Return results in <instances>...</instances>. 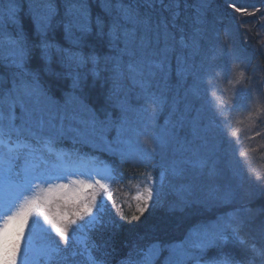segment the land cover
<instances>
[{
	"label": "snow or ice",
	"instance_id": "1",
	"mask_svg": "<svg viewBox=\"0 0 264 264\" xmlns=\"http://www.w3.org/2000/svg\"><path fill=\"white\" fill-rule=\"evenodd\" d=\"M62 3L63 18L56 20L59 9L55 0H28L29 15L35 27V35L39 38L38 44L29 43L22 27L17 28L15 35L6 30L7 24H18L21 6L16 0H9L6 10L0 8V65L13 69L11 87L0 88V264H79L74 259L77 255L83 257L82 264H104L94 255L97 245L90 234L101 227L112 225L110 219H105L112 209H118L122 220L139 221L150 207L161 202L167 188L182 197H186L191 191L190 185L174 187L171 183L173 179L185 177L190 169L201 175L206 174L210 179L217 175L215 166L210 167L208 159L193 153L192 157L173 160L158 177H154L151 171H145L130 178L129 191L118 204L120 191L114 192L113 188L124 177L116 169L104 165L68 172L62 164L65 154L56 149L53 137H40L34 144L24 135L26 127H55L58 128V134L75 132L82 140H98L110 154L144 164L155 154L153 145L175 143L181 151H185L177 133V128L184 126L182 118H177L165 135L144 131V147L136 148L126 138L129 129L125 120L100 121L75 97L68 100L63 109L53 105L38 76L28 69L27 64L33 48H39L40 58L46 64L51 63L55 55L70 72L88 63L98 65L100 57L85 55L80 50L84 38L92 33L95 24L96 34L107 36L112 52L106 61L111 71V101L124 114L131 110L133 98L142 101L143 110L149 114L145 129H151L154 127L152 120L155 114L162 105H166L165 92L170 88L173 60L178 81L186 82L185 74L190 73V69L187 57L182 52L195 46L202 22L206 19L205 9L211 6L209 0H196L192 5H188L185 0V9L191 7L193 10L191 39L177 24L181 16V0H169L167 4L164 0H143L146 9H154L159 5L169 11V18L161 16L159 20L151 11L142 13L135 0L131 3H125V0H100L102 10L110 17L107 32L103 19L97 16L93 20L88 0H62ZM228 6L234 13L240 14L239 18L243 23H247L243 17H255L261 11V8L251 5L253 11L249 12V6H238L235 0ZM261 26L264 27V24ZM55 27L63 28L69 48L48 38ZM176 31L181 32L179 37ZM229 41L231 33H228V41L224 43L225 50L229 49ZM178 48L182 51L178 52ZM259 51L264 55V48ZM231 54L237 67H241L237 80V84H240L245 79V69L250 60L245 51L235 47L234 42ZM231 70L230 64L229 72ZM260 71L264 69L248 76L247 83L240 88H234L232 100L226 106L218 100L211 84H208L207 93L219 127L236 156L238 167L234 174L238 175L239 169L243 168L250 178L258 182L264 181V176L256 175L248 167L247 151L240 150L243 146L240 130H232L231 117H226L224 112L246 111L249 117L255 116L258 122L264 123V106L255 113L252 112L253 103L264 94V80L260 78ZM94 75L98 73L94 72ZM0 81L7 82L2 76ZM257 83L260 85L259 90ZM74 84L79 86L78 75ZM199 92L197 87L193 94L198 95ZM17 109L20 110L19 117L16 116ZM17 119L20 120V125H17ZM66 121L69 122L67 128ZM73 122L81 127L73 128ZM113 129L117 135L114 141H109L106 134ZM193 131L198 134L199 128L196 127ZM262 134L264 133H256ZM137 135L141 133L137 132ZM52 157L56 158L57 164L49 163ZM70 175L85 179L53 185V181L67 180ZM132 179L137 182L131 184ZM43 184H48L49 187L42 189L44 194H38L37 189ZM70 186H76L74 198H57L64 199L65 209L70 204L75 205L74 210L61 212L58 208L50 215L52 200L47 194L67 191ZM121 187L124 185L121 184ZM213 198L223 202L231 200L233 196L227 190ZM126 208L130 211L128 216L124 215ZM247 212L250 209L226 214L214 224L198 227L184 240L166 246L169 256L165 259V264H264V248L251 242L243 233ZM229 243L239 245L248 255L241 260L221 251L215 257L204 259L209 248L223 249ZM161 250L162 246L154 243L142 251L141 259L135 262L130 259L127 264H155Z\"/></svg>",
	"mask_w": 264,
	"mask_h": 264
},
{
	"label": "trees",
	"instance_id": "2",
	"mask_svg": "<svg viewBox=\"0 0 264 264\" xmlns=\"http://www.w3.org/2000/svg\"><path fill=\"white\" fill-rule=\"evenodd\" d=\"M21 6L18 12V24H7L6 30L13 35L16 34L17 28L22 27L24 34L30 44H38L39 38L35 35V27L29 15L28 0H16ZM133 0H125V3H131ZM196 0H187L188 5H192ZM232 0H209L210 7L205 9L206 19L202 22L200 35L196 37L195 46L189 48L186 52H182L187 57L190 73H186V82L183 80L178 81L175 73V60L172 61L173 72L170 79V88L165 92L166 108L172 109L175 101L179 95L181 98L187 96L196 87L197 83H201L209 78L212 74L223 76L226 80L230 79L229 71L224 70V64L229 70V65L233 62V55L231 54L232 44L235 47L241 45L250 60L247 67L249 73L241 82V85L247 83L248 76L252 75L251 71H258L264 69V55H261L259 49L264 48V0H235L237 5L249 6V12L253 11L251 5L261 8L255 17H243L241 21L240 14L234 13L228 6ZM59 9V15L56 20L63 18L64 7L62 0H55ZM90 5L93 20L97 16L103 19L105 23V32H107V25L110 22V17L102 10L100 0H88ZM135 3L140 7V11H151L152 15L159 20L161 16L165 18L170 17L169 11H165L163 6H157L154 9H146L143 6V0H135ZM164 3H169V0H164ZM185 0H181V16L177 24L183 29V32L190 39L193 36L192 24V8L184 7ZM9 0H0V8L6 10ZM260 17L261 19H257ZM175 31V30H174ZM228 33H231V41H229V49L225 50L224 43L228 41ZM177 37L181 35L180 31H176ZM48 38L54 40L64 48H69V43L64 38V31L62 27H55L49 33ZM85 55L94 54L100 57L98 65L88 63L79 69L69 71L61 63L58 56L53 55L51 63L46 64L40 58L39 48H33L32 56L29 60L27 67L30 71L34 72L40 84L43 86L49 97L54 99H62L65 96L74 94L78 96L90 109L99 117H108L109 115H118L120 107L114 104L110 99V91L112 88L110 66L106 61L112 55L108 46L107 36H98L96 34L95 24H93L92 33L86 36L83 40L80 49ZM178 48V52H181ZM220 55L217 60H213L208 55ZM221 58V59H220ZM208 69V70H207ZM13 69L5 68L0 65V76L5 77L7 82L0 81V88L11 87V72ZM94 72L98 75H94ZM260 78L264 80V71H260ZM79 76V86L74 84V79ZM200 77V79H198ZM232 85L233 79L230 80ZM230 82L226 81L225 86H229ZM260 86V85H259ZM195 91V90H193ZM178 94V96H175ZM200 98L195 100L199 101ZM169 104L171 105L169 107ZM162 121V120H161ZM16 122H20L17 119ZM35 144L40 137H53L55 138V147L57 150L65 154V158L69 161H83L91 163V166L103 167L104 165L110 166L122 174L124 181L122 184H128L130 178L139 176L140 173L151 171L157 177L162 171L161 162L158 163L156 155L155 159H151L147 164L139 163L138 161L125 160L120 155H113L101 149L91 147L89 144L81 140H73L70 135L64 137H54L44 131H36L32 136H26ZM70 137V138H69ZM64 151V152H63ZM52 157L50 161L53 160ZM51 164V162H50ZM138 165V166H137ZM132 179L131 182H134ZM121 183V182H120ZM253 212L245 217V227L243 233L249 238L251 242H255L257 246L264 248V184L259 188V191L251 199L249 203ZM134 210V209H133ZM195 213V214H194ZM188 215L186 210L171 209L167 210L159 206L147 210L139 221H129L128 219L117 218L115 225L106 229L105 234H102L100 240L97 242V249L94 251L100 260L104 254V261L108 263L117 264L129 256L133 245L140 240L148 241L153 237L160 238L159 243L162 244L164 252H168L165 247L174 242L182 241L193 228L197 220L215 217L214 214L208 213L205 216L197 218V212ZM204 214V212H203ZM125 216L130 215V211L126 208ZM207 216V217H206ZM196 217V218H195ZM194 219V220H193ZM104 244V245H102ZM229 253L237 259L243 260L248 253L239 245L229 243L223 249L209 248L205 253L206 258L215 257L219 252ZM168 254V253H167ZM159 262V261H158ZM162 264V262L158 263Z\"/></svg>",
	"mask_w": 264,
	"mask_h": 264
},
{
	"label": "rangeland",
	"instance_id": "3",
	"mask_svg": "<svg viewBox=\"0 0 264 264\" xmlns=\"http://www.w3.org/2000/svg\"><path fill=\"white\" fill-rule=\"evenodd\" d=\"M262 37L264 40V34L262 35ZM236 48L241 51H245L241 45L237 46ZM208 56H210L213 60H217L220 55L216 52V54ZM233 60V62H236L234 57ZM224 70L229 71L226 68L225 64ZM240 70L241 67H237V64L233 63L231 72H228L230 76L229 80H226L223 76L215 75L216 77H214L212 74H210L209 78H207L201 83H197L196 87L193 89L196 90V88L199 87L200 92L198 95H194L193 93L195 91L193 90L190 94L182 98L180 97L182 95H179L171 111L170 109L166 108V105H162V107L155 114V117L152 120V124L154 125V127L151 129H145V121L149 119V114L143 110V102L136 100L135 98H133L131 101V110L128 111L126 114L122 113V111H119L118 115H109L105 118L96 115L90 109V107H88L78 96L74 94H70V96L67 95L62 99H54L52 97L49 98L51 99L53 105H57L61 109H63L66 102L71 98L75 97L89 110L91 114H94L95 117H97L100 121H120L121 119L125 120L127 128L129 129L126 138L136 148L144 147V131H148L149 134L165 135L168 131L171 130L172 125L176 123L177 118H182L184 120V126L182 128H177V133L180 137V145L185 149V151H181L180 147H177L175 143L166 146L153 145V147L155 148V154L152 156L151 159H155L156 155H159L157 156L159 157L158 163L161 162L162 170H164L169 164H171L173 160L181 159L183 157H192L193 153H196L200 157L208 159L210 161V167L215 166L216 168L217 175L214 179H210L206 174L201 175L200 173L191 169L188 171L185 177L173 179L171 183L174 187L179 188L181 185H190L191 191L187 194L186 197H182L176 191L167 188L164 194L162 195L161 202L155 206H159L167 210H171L174 208L178 210H187L188 215L197 212L198 214H200L197 216V218L201 217L202 215L205 216L208 213H212L215 215V217L212 219H209V217L204 218L202 216L203 219L197 220L195 226L189 229V232L186 235L188 236L190 233H193L196 228L204 225L214 224L218 218H223L226 214H234L235 212H238L241 209H250V212H247L245 214V217L249 216L253 212V209L249 203L259 191V188H261V186L264 184V181L258 182L254 178H250L247 173L243 170V168L239 169L238 175L234 174L235 170L238 167L236 156L232 151L229 142L224 137L223 131L219 127V121L214 115L213 109L209 102V96L207 94L209 91L208 84H211L213 90L216 91V96L218 100L223 105H228L232 100L234 88L241 87L242 81L240 82V84H237L238 74ZM245 72L246 75L249 73L247 68L245 69ZM254 72L256 71H251L252 74ZM231 78L234 82L233 85L230 81ZM198 79H200V77H198ZM226 81L230 82V85L227 87L225 86ZM256 87L257 90H259L260 86L258 83ZM175 96H178V94H176ZM197 97L200 98L198 103L195 100ZM170 106L171 105L169 104V107ZM262 106H264V94L259 96L257 100L253 103L252 112L255 113L256 110ZM224 115L226 117H231L233 131H236L237 129L240 130L239 135L243 138V146L240 150L247 151L246 160L248 163V167L256 175L264 176V134L256 135L257 132L264 133V123L258 122L255 116L249 117V114L246 111L234 113H229L225 111ZM16 116H20L19 109L16 110ZM16 123L17 125H20L21 122ZM68 124L69 122L66 121L65 128L68 127ZM72 127L80 128L81 126L73 122ZM196 127L199 128L198 134H194L193 131ZM39 130L59 138L69 134L73 140H81L86 144H89L91 147H95L108 152L105 149V146L98 140H94L91 138L82 140L81 138L77 137L75 132L65 131L63 134H58V128L55 127L46 126L43 129L26 127L24 129V135L32 136L33 132H38ZM137 132H140L141 135H137ZM116 135L117 133L115 129L109 131L106 134L107 139L109 141H114ZM185 141H187V144H185ZM53 160L55 161L49 160L51 164H57L56 158H53ZM68 162L72 161H68V159L64 157L62 164L68 172H71L76 169L86 170L88 168L97 167L94 165L89 166L88 164H86V160V162H79L78 166L70 168L68 167V164L70 165V163ZM89 164L91 165V163ZM75 179H85V177L70 175L67 180L53 181V185L60 183H70L71 180ZM136 182L137 181L134 180V182H131V184H135ZM127 183L128 184H124V187H121V181V183L116 184L113 188L114 192L116 190L120 191V196L119 198H117L118 204L120 203V200L124 198L125 193L129 191V182ZM47 187H49L48 184L41 185L37 189V193L44 194L42 192V189ZM75 187L76 186H70L67 191L53 192L47 194L48 197L52 200L49 212L50 215L52 213H55L58 208L61 212L64 210H67L69 212L74 210L75 205L71 204L68 205L67 209H65L64 199L57 197L74 198ZM227 190H230L232 192L233 198L231 200H224L223 202H219L213 198L214 196L222 195ZM155 207H150L148 210L153 209ZM117 218H120L118 209H112V211L105 217L106 220L110 219L112 221V225L101 227L91 232V238L96 243V245L97 242L100 240L102 234H105L106 229L115 225ZM159 240L161 241L160 238L153 237L146 242L143 240L137 241L133 245L129 256L117 264H127L130 259L133 262L141 259L142 251L147 249L150 245L156 243L162 246V244L159 243ZM165 249L167 250V247H165ZM104 256L105 255L103 254L102 261L104 262V264H113L104 261ZM168 256L169 252H164V249L162 248L156 260L161 259L162 261H164ZM74 259L75 261L79 262V264H82L83 262V257L79 255H77Z\"/></svg>",
	"mask_w": 264,
	"mask_h": 264
}]
</instances>
